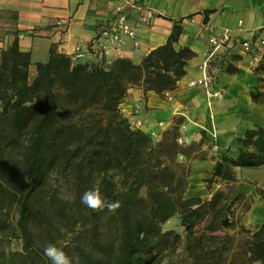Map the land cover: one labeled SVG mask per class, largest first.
Listing matches in <instances>:
<instances>
[{"label":"trees","instance_id":"16d2710c","mask_svg":"<svg viewBox=\"0 0 264 264\" xmlns=\"http://www.w3.org/2000/svg\"><path fill=\"white\" fill-rule=\"evenodd\" d=\"M181 30L173 23L166 41L139 62L123 56L106 67L73 62L51 46L31 75V54L16 39L0 51V232L10 225L7 208L18 205L21 239V249L0 264H51L43 250L63 234L47 208L73 232L59 248L79 264H264V222L253 230L241 224L254 200L240 190L236 171L264 165V126L244 131L236 157L215 160L202 180L207 190L217 179L225 189L203 199L185 193L191 161L207 158L204 140L181 144L176 126L153 139L121 112L129 88L162 98L175 88L194 55L177 47ZM254 72L264 73V53ZM53 175L72 200L55 189L42 194ZM94 187L121 207L115 213L89 209L81 197ZM255 191L264 199V187ZM173 217L181 232L161 227ZM99 223L108 236L97 230Z\"/></svg>","mask_w":264,"mask_h":264},{"label":"crops","instance_id":"0c3cea01","mask_svg":"<svg viewBox=\"0 0 264 264\" xmlns=\"http://www.w3.org/2000/svg\"><path fill=\"white\" fill-rule=\"evenodd\" d=\"M133 4L152 9L154 15L148 25L137 29V48L129 42L119 48L124 56L139 62L166 41L175 22L182 28L177 47H189L194 55L184 67L185 74L169 91L170 99L152 91L144 94L141 88L133 87L128 89L120 109L133 127L153 139L176 126L182 143L203 139L201 148L216 146L217 154L208 152L206 159L191 161L186 192L188 196L196 195L190 191L191 179L210 170L221 154L236 157L244 131L264 126V96L257 100L250 96L251 92L264 93V81L259 80L264 73L255 74L256 64L252 66L250 56L236 46L221 55L219 64L211 66L214 87L223 92L220 99H208L201 88L188 86L190 80L202 75L206 41L200 33L211 25L218 33L228 28L233 36L255 39V31L264 24V0H0V51L16 39L19 48L31 54L33 75L34 63L44 61L51 46L66 55L76 45L90 50L98 33L115 17L116 9L129 11ZM58 20L65 22L66 29L56 26ZM97 60L91 50L81 59ZM236 171L264 183V165L237 167ZM245 191L253 193L250 188ZM258 206L264 207V201L254 203L249 213ZM262 219L249 225L256 229L264 222Z\"/></svg>","mask_w":264,"mask_h":264},{"label":"built area","instance_id":"2783aa9c","mask_svg":"<svg viewBox=\"0 0 264 264\" xmlns=\"http://www.w3.org/2000/svg\"><path fill=\"white\" fill-rule=\"evenodd\" d=\"M154 12L150 8H144L141 5H131L129 11H125L122 7H118L115 11V17L98 33L94 42L91 44V52L97 56V61L103 67L108 66L115 58L123 57V53L119 50L126 42L132 47L137 48L139 39L137 37V29L148 25L152 19ZM238 23H241L239 20ZM56 26L66 29L65 22L58 20ZM255 39L242 38L240 35H231L228 28H222L220 33L214 31V27L207 25L200 33L206 41L205 56L201 64L202 75L188 82L190 87L201 88L208 99H220L223 96L221 89L214 87L215 74L211 70L213 62L221 60L222 54L230 50L233 45L236 46L241 53L250 56V64H257L264 53V24L255 31ZM90 50H84L76 45L70 58L73 62L81 61L82 58ZM114 51V52H111ZM91 63V62H89ZM164 97L171 98L170 92L164 93ZM177 141L182 143L178 136ZM217 150L216 146H213Z\"/></svg>","mask_w":264,"mask_h":264},{"label":"rangeland","instance_id":"374dc122","mask_svg":"<svg viewBox=\"0 0 264 264\" xmlns=\"http://www.w3.org/2000/svg\"><path fill=\"white\" fill-rule=\"evenodd\" d=\"M33 72H35V69H33ZM181 144H184V143H181ZM201 150H202V152H204L206 154L208 152H212V153L216 152V154L218 153V151H215L212 147H210L208 145L206 147L201 148ZM206 173H207V171L205 172V174H203L201 176L198 175L197 177H193V180H194L193 186H191V182H190V187H191L190 191L193 192L192 194L199 195L202 198H207V197L209 198L210 195L212 194V192L218 188L219 189H225L224 183L217 179L216 182L212 184L211 189L207 190L205 188V183L202 180L206 176ZM254 176H256V175H254ZM237 177L239 178V180L241 182V185L239 186L240 190L243 191L244 193H246L247 195H249L250 197H252L254 200L251 203L250 209L254 203H258L259 201H264V199H261L255 191L256 185L260 186V187H264V183L258 182L257 180H255L253 178L250 179V178L242 177L241 175H238V174H237ZM115 178L117 180H119V176H115ZM189 179L190 178H188V182H189ZM247 188H250V190H252L253 193H247L245 191ZM53 189L56 190L55 193H57L58 196L65 198V199H68V200H72V195L70 194L69 190L67 189L65 183L62 181V179L60 177L57 178L54 175L49 178L48 184L42 190V194L44 195V194L48 193V191L51 192ZM185 196H188L187 192L185 193ZM17 207H18V205L17 206L12 205L11 207L7 208L8 212H9L10 225L6 230L0 232V253L3 254L0 257V260H6L9 256L10 252L19 251L21 249V239L19 237V229L15 226V221H16L17 214H18ZM250 209L243 214L242 219H241V224L244 225L248 229H252V227L254 226V225H249L250 222L248 221V217L253 211L252 210L251 213H249ZM238 210H239V207H238ZM238 210H236V212ZM46 213L52 215L50 217L51 223L55 227L58 226L60 233L63 234L62 238H57L55 245L57 247H60V245L63 244V242H69L70 236H71V234H73V232L69 233L67 231V228L64 226V221L59 220V218L53 214V211L51 208H47ZM245 218H246L247 223L245 221ZM262 220H264V219H262ZM250 224H254V223H250ZM161 227L163 229L175 228L179 232L182 231V228L179 226L178 219L174 218V217L171 218L166 223H164ZM40 228H41L40 226L36 225L33 227V230L35 232H40V230L42 229V228L41 229ZM97 230L98 231L100 230V232L104 231L105 234H107V236L109 235L108 229L105 228L104 226H102L100 223L98 224ZM89 233H90V231H88V230L84 231L81 234L82 239H80V240L83 241V238L87 237L89 235ZM163 264H172V263L170 260L165 259Z\"/></svg>","mask_w":264,"mask_h":264},{"label":"clouds","instance_id":"9594fccd","mask_svg":"<svg viewBox=\"0 0 264 264\" xmlns=\"http://www.w3.org/2000/svg\"><path fill=\"white\" fill-rule=\"evenodd\" d=\"M81 202L94 212L107 210L115 213L120 207V201H109L102 195L99 187H94L83 193ZM44 256L51 264H79L78 257L69 256L62 248L55 244H48L43 250Z\"/></svg>","mask_w":264,"mask_h":264},{"label":"bare ground","instance_id":"6f19581e","mask_svg":"<svg viewBox=\"0 0 264 264\" xmlns=\"http://www.w3.org/2000/svg\"><path fill=\"white\" fill-rule=\"evenodd\" d=\"M194 180L191 179V186H193ZM251 213V212H250ZM264 218V207H256L248 217L250 223H256L258 220Z\"/></svg>","mask_w":264,"mask_h":264}]
</instances>
